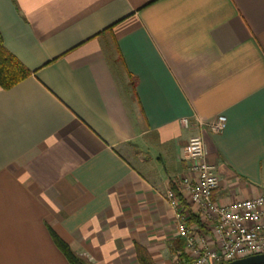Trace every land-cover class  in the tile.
<instances>
[{
    "label": "crops",
    "instance_id": "crops-1",
    "mask_svg": "<svg viewBox=\"0 0 264 264\" xmlns=\"http://www.w3.org/2000/svg\"><path fill=\"white\" fill-rule=\"evenodd\" d=\"M0 36L30 72L0 88V264H69L50 231L86 264L184 260L196 135L216 203L264 195V0H0Z\"/></svg>",
    "mask_w": 264,
    "mask_h": 264
},
{
    "label": "built area",
    "instance_id": "built-area-1",
    "mask_svg": "<svg viewBox=\"0 0 264 264\" xmlns=\"http://www.w3.org/2000/svg\"><path fill=\"white\" fill-rule=\"evenodd\" d=\"M181 124L187 126V120L182 119ZM198 125L212 134H220L226 118L219 115ZM184 159L190 163L188 173L176 178L174 189L166 194L186 255L184 260L173 264H225L264 254V195L227 205L216 203L212 195L219 180L214 166L206 159L200 135L188 140ZM190 218L197 223L190 224Z\"/></svg>",
    "mask_w": 264,
    "mask_h": 264
},
{
    "label": "trees",
    "instance_id": "trees-1",
    "mask_svg": "<svg viewBox=\"0 0 264 264\" xmlns=\"http://www.w3.org/2000/svg\"><path fill=\"white\" fill-rule=\"evenodd\" d=\"M29 75L30 72L6 51L0 36V88L2 90H9L25 80ZM50 235L54 245L63 254L69 264H86L56 234L50 231ZM135 251L139 264H153L145 250L136 246Z\"/></svg>",
    "mask_w": 264,
    "mask_h": 264
},
{
    "label": "water",
    "instance_id": "water-1",
    "mask_svg": "<svg viewBox=\"0 0 264 264\" xmlns=\"http://www.w3.org/2000/svg\"><path fill=\"white\" fill-rule=\"evenodd\" d=\"M225 264H264V254L249 256Z\"/></svg>",
    "mask_w": 264,
    "mask_h": 264
}]
</instances>
